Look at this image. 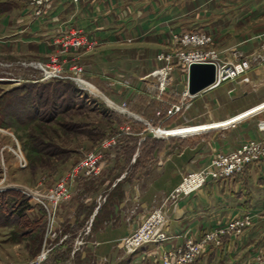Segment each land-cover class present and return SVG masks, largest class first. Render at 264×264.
<instances>
[{
    "label": "crops",
    "instance_id": "0c3cea01",
    "mask_svg": "<svg viewBox=\"0 0 264 264\" xmlns=\"http://www.w3.org/2000/svg\"><path fill=\"white\" fill-rule=\"evenodd\" d=\"M30 2L20 0L11 10L14 16L4 17L0 26L1 37L10 34L16 41L13 53L22 60L58 61L71 74L77 66L82 79L113 102L120 96L138 98L154 87L147 77L161 64L157 55L174 47L173 33H207L223 57L236 62L234 54L239 53L252 63L251 77L238 84L241 94L224 83L217 91L207 89L192 97L193 104L207 105L213 120L189 134L203 136L192 147H166L149 171L131 175L123 172L120 146L119 154L101 162L98 175L79 180L71 199L60 205L57 222L70 230L66 241L83 235L78 243L80 264L92 258L100 264H160L161 252L181 248L189 239L199 241L247 215L252 226L222 236L220 245L211 244L194 264H256L264 257V161L232 179L209 180L198 191L169 200L183 176L210 162L216 151L231 152L261 136L257 115H241L264 103V64L254 60L264 40V0H61L49 4L41 17L33 15ZM74 36L85 44L66 47ZM187 87L188 73L176 69L167 93L182 95ZM221 92L238 106L217 111ZM217 121L215 127H205ZM129 162L141 160L135 153ZM160 207L168 213L169 240L127 254L122 239Z\"/></svg>",
    "mask_w": 264,
    "mask_h": 264
},
{
    "label": "rangeland",
    "instance_id": "374dc122",
    "mask_svg": "<svg viewBox=\"0 0 264 264\" xmlns=\"http://www.w3.org/2000/svg\"><path fill=\"white\" fill-rule=\"evenodd\" d=\"M0 3L9 4L11 10L18 4L21 5L20 0H0ZM11 10L0 12V26L4 17L14 16ZM8 35L10 36L8 38L1 37L0 28V194L7 192L0 195V264H80L78 257L79 249L82 247L78 244L80 236L76 235L72 245H64L65 234L70 230L61 224L58 225L60 206L56 210L55 222L50 226L47 211L42 204L29 196V192L38 191L46 195L88 154L98 150L105 141L111 139H114L117 145L107 150L104 159L120 152V158L125 160L123 172L131 175L142 174L145 169L149 171L150 165L155 163L166 147L174 149L176 144L180 143L185 147L191 146L196 139L203 137L202 133L166 137L168 132L183 127L195 128L213 120L207 113V105L199 102L193 104L189 96L183 97V94L177 96L173 90L158 96L156 80L151 76L147 80L154 87L146 90L145 95L138 98L120 96L113 102L82 79L84 81L82 85L86 90L81 89L75 82L73 85L76 91L65 92V88L59 87L58 91L63 90L62 93L66 94L63 97L58 95L51 107L52 100L49 102L45 100L48 93L40 100L42 106L40 112L28 109L29 105L22 107L16 103V94H7L8 91L24 83L35 82L34 84L42 85L55 81V79L41 81L43 72L39 68H34L36 64L41 63L51 68L55 65L62 69L60 73L65 76H75V71L72 74L65 71L58 61L44 63L37 60H22L19 55L13 53L16 41L12 39L14 37ZM249 76L251 77V70L237 79L226 82L227 87L236 89L240 87L238 84ZM218 89L217 87L211 91ZM262 89L264 90V87ZM237 91L238 95L241 94L240 89ZM218 96L222 107L217 106V111L235 108L239 104H234L235 100L230 99L227 92H221ZM175 104L182 105L181 111L167 117V110ZM44 114L46 118L41 120ZM255 117L259 119L257 129L261 134L259 125L264 121V113ZM216 123L218 121L205 127H215ZM145 140L147 146H138V143L142 144ZM34 143L43 144L39 149L44 151L34 152ZM120 146L122 150L117 152ZM19 150L27 161L26 168L20 167V157L17 156ZM221 152L223 151H216L210 162ZM135 153L141 162L129 165V160ZM210 162L186 174L197 172ZM19 192L28 196L31 203L36 206V209L28 214L30 219H40L44 213L46 222L44 232L38 225L18 219L14 209H11V202L19 197L16 194ZM92 259L89 264H100ZM256 264L264 262L257 259Z\"/></svg>",
    "mask_w": 264,
    "mask_h": 264
},
{
    "label": "built area",
    "instance_id": "2783aa9c",
    "mask_svg": "<svg viewBox=\"0 0 264 264\" xmlns=\"http://www.w3.org/2000/svg\"><path fill=\"white\" fill-rule=\"evenodd\" d=\"M61 0H31L30 6L33 9L35 17L44 15L49 4ZM77 3L78 0H72ZM172 41L174 47L168 51L157 55V61L161 66L152 72L148 77L156 80L158 96L167 92L170 85V77L176 69H182L189 72V67L194 63H210L216 67V81L208 89H215L222 84L237 79L245 75L252 69L250 59L243 58L242 54L236 53V62L229 61L223 57L219 51L212 47V37L203 32H184L180 34L173 33ZM85 39L74 36L67 40L66 47L80 48L85 44ZM254 60L264 63V40L260 50L254 55ZM42 65L38 63L34 68H39L43 72L41 81L51 79L71 80L80 86L82 79L81 69L74 68L75 76L64 75L60 72L62 69L57 66ZM53 69V70H52ZM147 77V78H148ZM189 96L188 90L183 93V97ZM261 106H264L262 104ZM182 109V105H171L167 110L166 116L172 117ZM264 112V108H263ZM261 136L258 139L248 140L240 145L234 151L217 153L205 168L194 173H188L183 176L182 182L170 194L169 200H177L181 196H188L203 186L209 180L227 181L234 176L245 172L247 167L264 161V121L259 125ZM117 142L114 139L105 141L98 150L88 154L70 173L64 177L55 187L46 195L41 192H29V196L37 200L48 213L49 225H53L56 217V210L61 203L71 199L74 194L75 185L81 178H88L100 173L101 162L107 150L114 148ZM20 157V167L26 168L27 161L22 153H17ZM252 226V217L247 215L230 222L228 225L209 232L197 241L189 239L181 248L163 251L158 260L160 264H193L198 258L204 255L211 244L220 245L221 237L225 235L241 234L244 230ZM170 222L166 209L160 207L151 211L140 223L139 227L130 235L123 238L121 247L127 253H135L143 246L149 244L162 245L169 240ZM264 262V257L258 258Z\"/></svg>",
    "mask_w": 264,
    "mask_h": 264
},
{
    "label": "trees",
    "instance_id": "16d2710c",
    "mask_svg": "<svg viewBox=\"0 0 264 264\" xmlns=\"http://www.w3.org/2000/svg\"><path fill=\"white\" fill-rule=\"evenodd\" d=\"M10 5L7 3H0V12H7L10 11ZM73 81L71 80H55V81H51L49 83H45L42 85L39 84H27L24 83L22 85H20L19 87H15L13 89H11L10 91H8L7 94H16L17 98L16 103L22 105H25L26 107H28V109L34 110L35 112H40L39 110L42 108L41 106V99L46 95V93H48L47 97H46V101H50V107L53 106L55 104V99L58 98L59 96H64L66 93H62L64 92L63 90L60 92L58 91L59 87H63L65 88V92H67L66 90H72V91H76L75 86L73 85ZM75 84V83H74ZM22 106V107H25ZM56 107V106H55ZM27 109V108H24ZM53 111V110H52ZM46 114H44L41 117V120H44L46 117H44ZM40 146H43V144H36L34 143L33 145V151L34 152H38L41 153L44 151V149H39ZM142 146H147L146 140L142 142ZM7 192H3L0 195H3ZM19 197H16L12 200L11 202V209H14L13 211L16 213V216L18 219H22V220H26L28 223L32 224V225H38V227H40V229L44 232L45 231V215L43 213V217L40 219H30V217L28 216V214L36 209V206H34L31 203V199L22 194V193H16ZM76 230H74L75 232ZM66 243H64V245L69 246L72 245L73 240L72 239H68V241H65Z\"/></svg>",
    "mask_w": 264,
    "mask_h": 264
},
{
    "label": "water",
    "instance_id": "95a60500",
    "mask_svg": "<svg viewBox=\"0 0 264 264\" xmlns=\"http://www.w3.org/2000/svg\"><path fill=\"white\" fill-rule=\"evenodd\" d=\"M216 81V67L210 63H194L188 72V94L192 97L210 88Z\"/></svg>",
    "mask_w": 264,
    "mask_h": 264
},
{
    "label": "bare ground",
    "instance_id": "6f19581e",
    "mask_svg": "<svg viewBox=\"0 0 264 264\" xmlns=\"http://www.w3.org/2000/svg\"><path fill=\"white\" fill-rule=\"evenodd\" d=\"M83 82L84 81L81 79L80 84H82ZM261 105L258 106V107H256V108H254V109H252V110H250V111H248V112H246L245 114H243L241 116L248 115L247 117H250V116L253 117V115H258V114L262 113L264 106H261ZM255 113H258V114H255ZM220 123L221 124H226V123H228V121H226V122H220ZM194 131H195L194 128H181V129H178V130H173V131L168 132L167 133L168 135L166 137H175V136L183 137V136L189 135L190 133H192ZM203 131H205V130H203Z\"/></svg>",
    "mask_w": 264,
    "mask_h": 264
}]
</instances>
